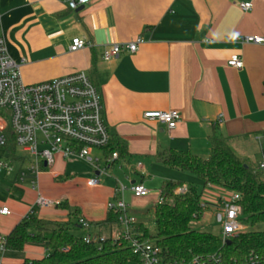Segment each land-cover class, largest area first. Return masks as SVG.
Returning a JSON list of instances; mask_svg holds the SVG:
<instances>
[{
	"label": "crops",
	"instance_id": "0c3cea01",
	"mask_svg": "<svg viewBox=\"0 0 264 264\" xmlns=\"http://www.w3.org/2000/svg\"><path fill=\"white\" fill-rule=\"evenodd\" d=\"M241 1H251L252 9L243 11L238 5ZM0 13L10 55L16 61L25 60L21 67L24 82L35 84L86 72L101 92L105 122L125 146L124 154L110 165L104 160L105 151L95 150L92 156L101 158V170L91 164L94 174L89 177L67 176L69 159L90 164L83 159L58 155L52 166L42 164L39 193L60 204L40 207L38 214L39 193L35 197L29 189L31 197L23 206L11 200L0 205L12 210L0 214V218H10L0 222L1 234H9L32 212L40 218L67 221L69 211L62 204L68 203L92 222V233L115 236L121 226L105 229L97 223L107 217L108 202L114 200L120 183L127 186L124 199L133 215L129 202L150 196H135L130 189L133 183L149 189L148 182L156 173L162 176L161 189L167 181L190 186L185 179L191 176L164 162L171 151L209 158L210 136L216 128L240 147L254 140L264 150V45L229 39L264 36V0H92L79 10L67 8L61 0H0ZM76 37L91 46L71 51ZM138 37L145 42L137 52L124 50L110 60L102 58L105 46ZM234 55L243 59L242 68L228 64ZM172 109L181 113V122L172 132L165 124L144 117L147 110ZM221 114L223 122L218 123ZM239 146L238 154L247 158ZM23 168L27 177L18 181L15 175L16 188L33 178L29 160ZM92 178L99 183L91 187L88 181ZM51 187L61 189L63 195L53 194ZM26 248V257L18 258L17 253ZM26 248L6 250L5 263H21L47 252L38 244Z\"/></svg>",
	"mask_w": 264,
	"mask_h": 264
},
{
	"label": "built area",
	"instance_id": "2783aa9c",
	"mask_svg": "<svg viewBox=\"0 0 264 264\" xmlns=\"http://www.w3.org/2000/svg\"><path fill=\"white\" fill-rule=\"evenodd\" d=\"M92 0H61L71 10H77L91 3ZM243 11H250L253 7L251 1L238 2ZM2 14L0 13V175L6 177L16 174L18 181H25L27 171L23 168L24 162L29 160V169L33 174L31 185L38 187V176L41 165L52 166L56 157L78 158L88 161L95 169L100 168V157L92 156L95 150L103 151L111 141V130L103 116L102 97L99 88L91 81L84 71L74 72L51 80L35 84L24 82L21 67L25 60L16 61L9 53L6 38L3 34ZM233 41L264 45V36H232ZM143 37H138L127 43L107 45L103 49L102 58L110 60L119 56L124 50L135 53ZM91 44L83 38L76 37L72 40L71 51L84 49ZM228 64L235 68L243 67V59L234 55ZM8 117V118H7ZM144 117L150 121L165 124L172 132L181 122L179 110H147ZM223 122V115L218 118V123ZM14 144L17 159L12 158L9 147ZM264 156V150H263ZM118 158L114 152L112 158L104 157L107 165ZM20 163L19 166H16ZM264 169V160L257 167ZM104 172L106 169H103ZM102 170V171H103ZM99 183L98 178L88 181L89 186ZM127 186L120 183L115 191L114 200L108 202L109 211L120 212L121 232L115 236L94 234L92 222L86 218L79 219L80 227L85 230L84 241L105 242L108 238L114 241L128 242L132 252L137 256V264H164L162 249L153 240L142 238V232L137 230V219L130 211V206L124 199ZM131 191L137 197L150 193L143 183H133ZM189 186L182 184L175 192L185 194ZM204 199V196H203ZM241 196L238 193L222 190L214 196V201L207 203L206 209L214 211V216L220 226L218 235L224 241L243 231L245 225L241 217ZM163 202L160 197L159 202ZM41 207L59 205L60 202L47 198L39 193L36 201ZM9 206L0 208V214H11ZM199 220V219H196ZM6 235L0 233V264H6Z\"/></svg>",
	"mask_w": 264,
	"mask_h": 264
},
{
	"label": "trees",
	"instance_id": "16d2710c",
	"mask_svg": "<svg viewBox=\"0 0 264 264\" xmlns=\"http://www.w3.org/2000/svg\"><path fill=\"white\" fill-rule=\"evenodd\" d=\"M111 141L104 148L107 158L114 152L120 157L125 146L111 133ZM211 141V155L203 158L189 151L173 150L164 162L175 169L190 172L202 182L203 188L189 186L185 194L175 190L182 181H167L161 189L163 202L155 206L157 232L152 235L142 223L137 230L142 238L153 240L162 249L164 264H264V169L252 167L247 158L237 152L235 142L215 129ZM234 143V144H233ZM12 158L17 159L14 144L9 146ZM214 187L217 193L228 190L240 194L241 221L245 229L224 241L210 231L192 226L201 219L207 203L204 191ZM69 211L67 221L40 218L35 212L25 216L6 235V250L23 251L29 244L43 245L46 254L40 258H26L14 264H131L138 261L128 242L114 241L86 243L79 219L80 209L62 204ZM120 212L109 211L97 223L101 228L120 226ZM261 226V227H260Z\"/></svg>",
	"mask_w": 264,
	"mask_h": 264
},
{
	"label": "rangeland",
	"instance_id": "374dc122",
	"mask_svg": "<svg viewBox=\"0 0 264 264\" xmlns=\"http://www.w3.org/2000/svg\"><path fill=\"white\" fill-rule=\"evenodd\" d=\"M1 114H5L4 110L0 109ZM8 118V117H7ZM252 143L247 142V146L243 148V146H239L240 143H238V146L244 150V153L247 155V160L249 161L250 165L252 167H258L261 162L264 160L263 151L260 145L256 144L255 141H251ZM235 143V145L237 144ZM234 144V143H233ZM238 146L236 147L237 150H239ZM69 166L67 169V176L71 174L78 173V176H86L89 177L91 174H94V168L91 164L84 163V162H74L69 159ZM87 171L90 172L89 175H86ZM185 173L191 177L188 179H185V181L190 184V186H195L198 189L203 188V182L194 174L190 172ZM15 173L8 176L4 174L0 175V205H3L6 203V201L11 200L10 202H13L16 206H23L31 197L30 194H28V190L31 189L32 192L35 193V197H37L39 190H41V185L34 190L32 188L31 183L27 182H20L19 184L22 185V187H14L18 186L17 183L13 184V180L15 177ZM152 181L148 182V187L151 189L150 196L147 197L148 199H140L136 200L135 202L129 204L131 205L132 209L134 210V217L137 219L138 222L142 223L146 228L149 230L150 234L154 235L157 232V224H156V218H155V205L159 202L160 199V189L162 184V176L157 175L156 173L152 174ZM29 176V174H28ZM124 176V174H123ZM124 180V179H123ZM127 185H130L129 183L125 182ZM53 194L56 195H63L62 190L58 188H53ZM129 197V192H127ZM126 194V199L128 201ZM217 194V191L214 187H207L204 191V199L212 202L214 201V196ZM47 196V195H45ZM10 197V199H8ZM40 205H36L35 212L40 213ZM0 222H7L10 218H0ZM192 226L200 231H210L215 234H218L220 231V226L216 221V218L214 216V211L211 209H206V211L203 214V217L200 220H193ZM261 227V226H260ZM76 234H83L82 230L75 231ZM29 253L28 249L24 252H18V258L26 257V255ZM131 264H137L136 262Z\"/></svg>",
	"mask_w": 264,
	"mask_h": 264
},
{
	"label": "water",
	"instance_id": "95a60500",
	"mask_svg": "<svg viewBox=\"0 0 264 264\" xmlns=\"http://www.w3.org/2000/svg\"><path fill=\"white\" fill-rule=\"evenodd\" d=\"M83 7H84V6L80 7L79 9H81V8H83ZM79 9H78V10H79Z\"/></svg>",
	"mask_w": 264,
	"mask_h": 264
}]
</instances>
